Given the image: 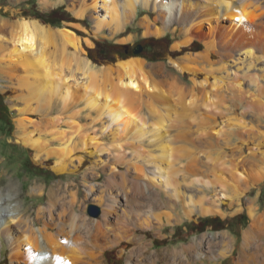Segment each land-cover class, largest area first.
Returning a JSON list of instances; mask_svg holds the SVG:
<instances>
[{
  "label": "rangeland",
  "instance_id": "374dc122",
  "mask_svg": "<svg viewBox=\"0 0 264 264\" xmlns=\"http://www.w3.org/2000/svg\"><path fill=\"white\" fill-rule=\"evenodd\" d=\"M72 1L0 0V18L43 22L39 15H48L60 22L58 27L69 28L79 37V50L68 47V55H74L68 56L72 64L65 73L74 90L65 101L57 95L43 104L33 99L30 108L24 110L23 97L27 90L18 84L16 76L10 77L0 67V97L8 109L7 116L0 115V196L8 214L23 215L39 226L38 208L53 201L57 210H65L63 217L67 221L71 214L76 221L81 217L99 218L102 207L93 199L99 189H103L108 201L113 199L118 213L123 197L134 193L128 187L124 192L117 183L108 180L109 176L129 167L132 178L138 179L141 173L130 166L136 163L145 172L139 179L155 180L147 192L171 201L173 216L161 226L135 228L136 243L122 242L105 248L100 264H125L131 250H134L133 261L138 264H159V256L163 255L170 262L180 264L181 247L193 246L201 238H204V250L223 238L228 243V252L217 255L221 249L217 246L215 257L205 254L208 257L201 256L194 264H235L242 233L250 223L248 206L264 214V39L251 44L252 54L242 50L247 45L245 37L241 46L231 51L215 47L202 57L198 52L204 51L206 38L197 35L195 30H185L189 23L188 8L181 13L174 12L168 23L152 6L146 8L139 1L134 14L128 16L121 6L124 0H114L118 19L124 20L126 15L124 27L117 30L115 22H110L107 0H96L95 11L90 7L83 18L75 17L68 9ZM93 1L86 0V3L91 5ZM258 1H262L264 10V0ZM94 15L110 23L98 29ZM263 21L264 17L257 26L261 37ZM221 23L228 24L230 20L222 19ZM212 24L213 21L204 22L202 30H216ZM155 28L160 33H154ZM188 36L189 41L185 42ZM176 42H180L177 49ZM139 44L141 51L134 53ZM187 54L195 55L196 67L193 71H180L173 62L184 60ZM126 58L143 60L154 80L167 92V97L140 94L132 104L138 115L134 117L137 126L126 125L120 119L112 120L106 110L98 111L85 99L89 89L82 73L83 63L88 61L92 68L99 70L107 65L116 67L119 60ZM195 79L205 82L200 86L194 84ZM172 81L181 86L185 100L189 99L188 88L193 87L194 98L186 104L176 92L169 91ZM149 104L157 112H152ZM158 114L165 120L164 127L160 126V134L153 135L158 126L152 125V121ZM21 117L25 118L27 129L32 130V136L43 140L47 150L61 149L70 143L63 171L56 169V156L37 155L34 149L16 142L21 132L18 129ZM141 126L143 131L135 132ZM162 141L177 151L169 159L160 157ZM167 170L174 174H166ZM214 176L221 177L225 187ZM90 185L96 189L94 192L89 191ZM176 187L179 194L175 192ZM231 187L242 192L239 203L231 199ZM50 188L52 198L49 199ZM71 193L75 194L72 206ZM201 196L206 197L204 201L215 200L219 211L203 214L199 210ZM185 209H191L189 217ZM15 216L13 220L17 222ZM155 250L164 251L163 255L157 256ZM148 251L156 256L150 257ZM0 264H11L9 245L1 235V227Z\"/></svg>",
  "mask_w": 264,
  "mask_h": 264
},
{
  "label": "bare ground",
  "instance_id": "6f19581e",
  "mask_svg": "<svg viewBox=\"0 0 264 264\" xmlns=\"http://www.w3.org/2000/svg\"><path fill=\"white\" fill-rule=\"evenodd\" d=\"M139 1L146 8L152 6L159 15L165 17L168 23L171 22V16L174 12L181 13L184 8H188L190 10L189 23L185 30H195L198 32L197 35L206 38L204 51L198 52L202 57H206L210 49L215 47L231 51L237 48L236 46H241L242 38L245 37L248 38V42L246 41L247 45L242 47V50L247 54H252L254 50L251 44L261 43L262 38L264 39V35L260 36V30L257 27L260 25L261 18L264 17L262 1L124 0L121 6L124 8L123 10L128 12V16H131L134 14L136 3ZM106 2L110 6L108 10L111 15L110 22H115L117 30L122 29L126 22V15H124V20H119L115 1L107 0ZM89 5L86 0H74L70 2L68 9L75 17L83 18L88 14L90 7L95 11L96 0ZM259 10L261 11L258 12ZM94 18H97L95 23L98 29L102 25L110 23L103 22L97 15H94ZM222 19H229L230 23L222 24ZM212 21L216 30L212 28L204 32L202 30L203 23H212ZM148 27L149 23H146V28ZM153 32L160 33L157 28ZM189 38V36L186 37L185 42L189 41ZM178 44L180 42L174 44L176 49ZM70 46L79 50V37L69 28H52L37 19L9 20L0 18V67L10 77L16 76L18 84L27 90L23 97L25 101L24 110L30 108V101L33 99L37 103L43 104L51 102V98L55 95L64 101L71 96L74 89L69 86L68 76L65 73L72 61V58H68V56L74 55L71 53L68 55V47ZM50 47L52 50L49 49ZM185 57L184 60L174 61L173 65L180 71H193L196 67L193 63V60L196 59L195 55L187 54ZM83 64L82 73L87 78L86 88L89 89L88 96L85 98L87 103L91 107H96L98 111L106 110L112 120L120 119L126 125L134 123V126H137L134 117L138 118V115L132 108V104L137 101L142 92L167 97V92L163 89L162 84L154 80L151 70L146 67L145 62L141 59H122L117 62L116 67L107 65L102 66L99 70L92 68L88 61ZM100 79L101 81H99ZM204 82L205 80H194V84L200 86ZM168 90L176 92L181 99L184 97L181 86L175 81L170 83ZM193 90V87L188 88L189 99H182L186 104L187 101L194 98ZM202 92V95L205 96L203 88ZM149 106L152 112H157L154 105L149 104ZM157 117L155 121H152V125L158 126L153 135L160 134V126L164 127L163 116L158 114ZM18 129L21 132L17 136L16 142L34 149L37 155L44 154L46 157L48 154H52L56 156L58 159L56 169L60 171L65 169V156L70 150V143H66L61 149L54 148L49 151L43 144V140L32 136V130L27 129L25 118H19ZM142 131L143 127L141 126L135 132L140 133ZM160 148L162 159H169L174 156V152H177L172 145L163 141ZM239 157L243 158L240 153ZM130 166L134 168V171L141 173L139 178L145 174L143 167L139 164L133 163ZM166 174L171 176L174 173L167 170ZM139 178H132L129 167L119 174H110L109 181L117 183L123 191L127 187L130 188L134 195L131 197L125 195L124 201L120 204L121 211L116 213L117 209L113 199L108 201L109 199H107L103 189H99L93 199L101 205L102 209L101 216L95 219L79 217L80 219L76 221L71 214L70 220L67 221L63 217L65 210H57L55 202L49 201L47 206L38 208L37 215L40 224L35 226L33 221L23 215L20 217L19 215H9L7 206L0 196L1 235L9 245L10 263L100 264V258L105 248L114 247L122 242L136 243L137 238L133 235L135 228H151L155 224L161 226L164 220L169 223L173 216V203L147 192L150 187L154 186V179L148 177L147 180L143 181ZM214 178L219 180L222 187H225V181H222L221 177L214 176ZM95 190L93 185L89 186L90 192ZM175 192L179 194L177 187ZM241 193L236 187H231L230 197L239 203ZM70 195L69 203L72 206L75 202V194L71 193ZM178 196L180 197V195ZM48 197L49 199L52 198V188H50ZM190 198L189 200L192 199ZM201 198L199 210L203 214L219 211L215 200L204 201L206 197ZM247 211L250 223L242 233V243L235 264H264V214H258L252 205L248 206ZM191 212V209H185L188 217ZM113 213L116 215L114 216ZM14 216L17 217L16 223L13 220ZM203 239L194 242L195 245L193 246L181 247L183 256L180 264H194L201 256L208 257L205 254H209V257H215L214 251L217 246H221L217 255L224 256L227 254L228 243L223 238L209 244L205 250L202 247ZM232 250L233 245L230 248V251ZM162 252L164 251L155 250L157 256ZM133 253L134 250H131L125 264H138L133 261ZM148 253L150 257L156 256L153 252L148 251ZM156 259L153 262H156ZM159 260V264H175L167 260L166 255L159 256Z\"/></svg>",
  "mask_w": 264,
  "mask_h": 264
},
{
  "label": "trees",
  "instance_id": "16d2710c",
  "mask_svg": "<svg viewBox=\"0 0 264 264\" xmlns=\"http://www.w3.org/2000/svg\"><path fill=\"white\" fill-rule=\"evenodd\" d=\"M39 18L45 22V23H49L51 26H54V27H58V26H61L60 22L59 21H56L54 19H52V17L50 16H46L45 15H39ZM8 109L3 105V103H1V117H3L4 115L7 116V111Z\"/></svg>",
  "mask_w": 264,
  "mask_h": 264
},
{
  "label": "water",
  "instance_id": "95a60500",
  "mask_svg": "<svg viewBox=\"0 0 264 264\" xmlns=\"http://www.w3.org/2000/svg\"><path fill=\"white\" fill-rule=\"evenodd\" d=\"M42 23L45 24V25H49V24H46V23H44V22H42ZM50 27H53V26H50ZM54 28H61V27H54ZM141 48H142V46L139 44V45H138V48L135 49V50H133L134 53H138V52H140V51H141Z\"/></svg>",
  "mask_w": 264,
  "mask_h": 264
},
{
  "label": "flooded vegetation",
  "instance_id": "af4514ba",
  "mask_svg": "<svg viewBox=\"0 0 264 264\" xmlns=\"http://www.w3.org/2000/svg\"><path fill=\"white\" fill-rule=\"evenodd\" d=\"M1 103H2V99L0 97V113H1ZM1 115V114H0Z\"/></svg>",
  "mask_w": 264,
  "mask_h": 264
}]
</instances>
